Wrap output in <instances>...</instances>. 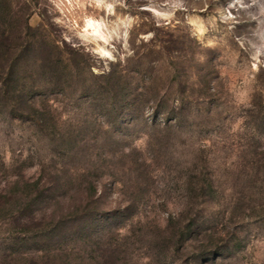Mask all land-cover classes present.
Here are the masks:
<instances>
[{
    "label": "rangeland",
    "instance_id": "obj_1",
    "mask_svg": "<svg viewBox=\"0 0 264 264\" xmlns=\"http://www.w3.org/2000/svg\"><path fill=\"white\" fill-rule=\"evenodd\" d=\"M11 66L0 264H264V0H0Z\"/></svg>",
    "mask_w": 264,
    "mask_h": 264
},
{
    "label": "trees",
    "instance_id": "obj_2",
    "mask_svg": "<svg viewBox=\"0 0 264 264\" xmlns=\"http://www.w3.org/2000/svg\"><path fill=\"white\" fill-rule=\"evenodd\" d=\"M3 43H7L3 40ZM5 48L10 49L11 45H4ZM19 60V59H18ZM12 66H15L12 64ZM10 67L9 70H7L5 67L2 69L0 68V90L4 92V94H7V88L14 83L17 79L14 78L15 75H19V73H16V70H14L13 67Z\"/></svg>",
    "mask_w": 264,
    "mask_h": 264
}]
</instances>
